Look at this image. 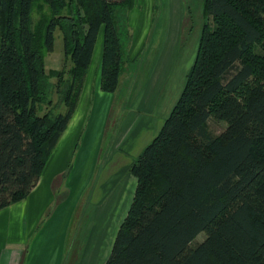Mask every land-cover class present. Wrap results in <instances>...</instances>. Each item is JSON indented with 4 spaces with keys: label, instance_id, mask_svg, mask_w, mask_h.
<instances>
[{
    "label": "trees",
    "instance_id": "16d2710c",
    "mask_svg": "<svg viewBox=\"0 0 264 264\" xmlns=\"http://www.w3.org/2000/svg\"><path fill=\"white\" fill-rule=\"evenodd\" d=\"M134 3L0 0V210L37 186L102 28L101 89L116 92L124 66L116 10ZM202 3L194 63L131 167L135 196L105 264H264V0ZM58 29L72 65L47 69ZM54 90L64 112L51 107ZM211 118L226 122L221 133Z\"/></svg>",
    "mask_w": 264,
    "mask_h": 264
},
{
    "label": "crops",
    "instance_id": "0c3cea01",
    "mask_svg": "<svg viewBox=\"0 0 264 264\" xmlns=\"http://www.w3.org/2000/svg\"><path fill=\"white\" fill-rule=\"evenodd\" d=\"M143 2L135 0L134 6L123 14L128 36L125 50L121 40L124 66L119 86L123 73L135 66L149 39L154 43L151 38L154 0ZM180 5L184 16L177 22L179 30L173 37L169 34L165 37L167 43L172 42L171 52L166 59L161 61L162 56L157 59L149 80L158 72L159 96L152 103V99L141 98L139 106L129 112L116 131L110 130L112 125L116 126V121L111 123L116 92L101 89L104 33L103 28L100 30L75 112L49 156L37 186L27 198L0 210V264H62L72 220L88 189L90 202L96 208L82 226L84 250L75 264L106 263L135 196L138 179L131 167L166 120L163 115L156 118L153 115L158 113L160 103L165 104L161 90L171 77L174 64L171 54L174 50L175 57L186 16L183 0ZM126 78L127 83L138 86L136 69ZM50 209L52 212L40 228Z\"/></svg>",
    "mask_w": 264,
    "mask_h": 264
},
{
    "label": "rangeland",
    "instance_id": "374dc122",
    "mask_svg": "<svg viewBox=\"0 0 264 264\" xmlns=\"http://www.w3.org/2000/svg\"><path fill=\"white\" fill-rule=\"evenodd\" d=\"M137 2L144 3L143 0H137ZM183 2L185 3L186 7V16L183 22V26L180 29V42L177 47V52L175 51V57H173L174 50L171 54V62L174 60L171 77L169 78L167 84H165V86L161 90L162 98L164 99L163 101L165 104L162 106V103H160L157 108L158 113L155 112L154 114L156 115H153L155 118L157 117V115H163V118H167L173 110L184 88L186 74L194 63L202 27L205 22L202 0H183ZM153 5V24L151 25V33H153V36H151V38L152 40L154 38V43L150 42L149 39L143 52L137 58L136 63L134 64L135 66L133 68L131 67L132 70L129 67V70L126 69V71L123 73L120 86L116 91V102L113 115L111 116V123H113V120L116 121V126L112 125L110 130H117L120 122L129 114V112H131V110L135 107L137 108L139 106L138 104L141 98L145 97V99L148 101H150L149 99H152V103L153 98L157 99V97L159 96L158 93L160 91L159 87L161 88V84H159L160 81L157 80V78L159 77L158 72L154 75V78L152 80L153 82H149V80L151 78L153 68L156 66L155 64L157 63V59L161 58L162 56V61L166 59L169 52H171L170 48L172 42L168 41L167 43V41H165V37L168 36V34L169 36L173 37L174 32L177 33V30H179V28H177L179 27V23L177 24V22H180V18L182 15L184 16V14L181 10L180 0H154ZM143 8L144 7H141L140 10L142 11ZM127 10L128 8H123L121 6L116 10L120 36L124 45L123 50H125L124 47H126V39L128 36V31L126 28H124L125 19L123 15ZM43 12V10L36 9L34 12V19L39 20ZM55 36V49L53 52L47 55L46 59L47 69H68L69 67H71L72 62L70 58L65 55L63 37L59 29L55 32ZM149 43H152V45H150L151 48L148 49L147 52L146 50ZM164 63L166 64L165 61ZM133 69H136L140 78L137 87V84L129 82L127 83V81H125L127 80L126 77L129 76V72L133 71ZM52 82H56V78L51 79V83ZM51 97L53 98L54 103L51 107H56L54 109L55 113L59 111L64 112L65 106L61 102L60 96L57 95L55 90L54 93H52ZM151 108L153 110L155 108V105ZM48 109L49 106L44 105V111ZM164 109L166 110V113H164ZM209 127L214 134H219L226 127V122L218 118H211L209 121ZM88 190L89 192L87 191V193L83 197L85 200L81 201L78 204V209L75 212V217L72 220L71 229L66 245V256L62 264H75V262L77 263L79 256L84 250L83 240L85 235L84 233H81V231H84L85 227L82 226H85L87 218L91 216V213H93L96 208L95 204L90 202L91 191L90 189ZM53 208L54 205L52 209ZM52 209L48 210L44 218L41 220L39 226L40 228L47 221L48 216L52 212ZM205 237L206 233L202 232L196 238L195 242H201Z\"/></svg>",
    "mask_w": 264,
    "mask_h": 264
}]
</instances>
